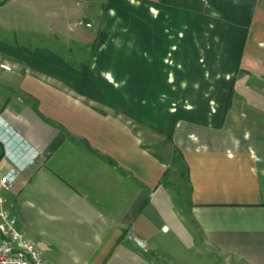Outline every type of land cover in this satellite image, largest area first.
Returning a JSON list of instances; mask_svg holds the SVG:
<instances>
[{"label": "crops", "instance_id": "1", "mask_svg": "<svg viewBox=\"0 0 264 264\" xmlns=\"http://www.w3.org/2000/svg\"><path fill=\"white\" fill-rule=\"evenodd\" d=\"M1 63L0 176L67 264H264V0H0Z\"/></svg>", "mask_w": 264, "mask_h": 264}, {"label": "built area", "instance_id": "2", "mask_svg": "<svg viewBox=\"0 0 264 264\" xmlns=\"http://www.w3.org/2000/svg\"><path fill=\"white\" fill-rule=\"evenodd\" d=\"M0 65L6 70L11 68L8 63ZM21 169L15 163L0 176V264H51L36 243L26 235L18 215L8 207L7 192L14 186ZM135 241L145 247L140 238H135Z\"/></svg>", "mask_w": 264, "mask_h": 264}, {"label": "rangeland", "instance_id": "3", "mask_svg": "<svg viewBox=\"0 0 264 264\" xmlns=\"http://www.w3.org/2000/svg\"><path fill=\"white\" fill-rule=\"evenodd\" d=\"M157 148H159L161 153H167L168 154V147H167L166 143L164 145L161 144V146H159ZM174 157H175V159L173 161H175L176 159H179L180 155L177 152H175ZM11 191H12V189L7 192L8 207L17 213L16 206L18 208V205H17L18 202L16 201V199H14L15 197L12 196ZM13 201H14V204H13ZM23 209H25L26 211L29 210L27 205H24ZM48 217L49 216L47 214H44L43 216H41L40 219L34 221V223L31 225V227H30V225H27L26 227H24L26 235L35 241L37 247L39 249H41V251L44 253L46 259L49 260L48 261L49 263H51V264H67V262L64 258L68 259L69 255L64 257L63 253H60V251H55L54 249H52V247L48 248L47 242H46V236H44V234H41L42 230L43 229L47 230L48 226L50 225ZM183 253L185 254V259L187 261H189L190 263H192L195 260V264H227L223 258L222 259L217 258L215 263H213L214 257L212 255H208V256L203 255L204 253H206L205 250H201L200 255H194L193 256L191 250L184 247Z\"/></svg>", "mask_w": 264, "mask_h": 264}]
</instances>
